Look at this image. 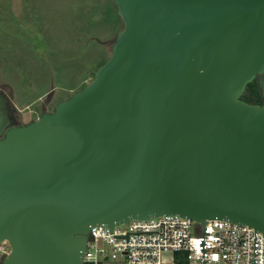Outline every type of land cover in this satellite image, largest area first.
I'll return each mask as SVG.
<instances>
[{
    "label": "water",
    "instance_id": "1",
    "mask_svg": "<svg viewBox=\"0 0 264 264\" xmlns=\"http://www.w3.org/2000/svg\"><path fill=\"white\" fill-rule=\"evenodd\" d=\"M94 80L14 125L0 89L2 264H84L92 228L179 216L264 234V0H113Z\"/></svg>",
    "mask_w": 264,
    "mask_h": 264
},
{
    "label": "rangeland",
    "instance_id": "2",
    "mask_svg": "<svg viewBox=\"0 0 264 264\" xmlns=\"http://www.w3.org/2000/svg\"><path fill=\"white\" fill-rule=\"evenodd\" d=\"M123 28L113 0H0V85L14 103V125L37 120L87 87ZM8 252L0 243V264ZM178 257L184 263L181 254L163 259Z\"/></svg>",
    "mask_w": 264,
    "mask_h": 264
},
{
    "label": "built area",
    "instance_id": "3",
    "mask_svg": "<svg viewBox=\"0 0 264 264\" xmlns=\"http://www.w3.org/2000/svg\"><path fill=\"white\" fill-rule=\"evenodd\" d=\"M168 253L183 255L184 263L182 257L166 262L163 256ZM118 257L126 264H264V234L226 220L203 226L179 216L92 228L84 264Z\"/></svg>",
    "mask_w": 264,
    "mask_h": 264
},
{
    "label": "trees",
    "instance_id": "4",
    "mask_svg": "<svg viewBox=\"0 0 264 264\" xmlns=\"http://www.w3.org/2000/svg\"><path fill=\"white\" fill-rule=\"evenodd\" d=\"M245 95L247 96V98H244ZM242 100L252 105H263V100L256 81L248 85Z\"/></svg>",
    "mask_w": 264,
    "mask_h": 264
},
{
    "label": "crops",
    "instance_id": "5",
    "mask_svg": "<svg viewBox=\"0 0 264 264\" xmlns=\"http://www.w3.org/2000/svg\"><path fill=\"white\" fill-rule=\"evenodd\" d=\"M0 89L4 90L5 88H4V87H2V86L0 85ZM5 92H6V91H5ZM6 94H7L8 98L10 99L11 106H12V105L14 106V103H13V101H12V99H11V96H10V94H9V93H7V92H6Z\"/></svg>",
    "mask_w": 264,
    "mask_h": 264
},
{
    "label": "flooded vegetation",
    "instance_id": "6",
    "mask_svg": "<svg viewBox=\"0 0 264 264\" xmlns=\"http://www.w3.org/2000/svg\"><path fill=\"white\" fill-rule=\"evenodd\" d=\"M263 104H264V102H263ZM10 114H11V109H10Z\"/></svg>",
    "mask_w": 264,
    "mask_h": 264
}]
</instances>
